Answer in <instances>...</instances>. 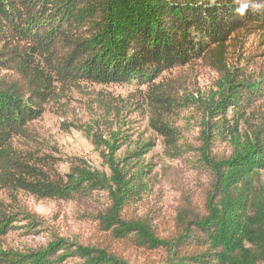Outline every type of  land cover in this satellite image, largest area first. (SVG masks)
<instances>
[{
    "label": "trees",
    "instance_id": "16d2710c",
    "mask_svg": "<svg viewBox=\"0 0 264 264\" xmlns=\"http://www.w3.org/2000/svg\"><path fill=\"white\" fill-rule=\"evenodd\" d=\"M254 2V0H250ZM240 0H0V192L78 202L103 231L146 251L164 250L167 264H264V77L252 81L228 69L233 43L264 36V10L241 16ZM201 66L222 76L219 95L200 114L198 169L208 179L201 204L181 205L177 235L162 239L144 219L124 211L147 192L154 145L120 155V137L94 140L106 170L83 159L67 174L32 149V125L78 84L146 87L150 127L171 154L179 133L167 116L197 100L175 70ZM258 107V108H257ZM218 144L231 154L219 158ZM181 154V152H180ZM175 156V155H174ZM45 160V161H42ZM0 204V264H130L106 249L55 236L28 252L3 244L17 216Z\"/></svg>",
    "mask_w": 264,
    "mask_h": 264
},
{
    "label": "rangeland",
    "instance_id": "374dc122",
    "mask_svg": "<svg viewBox=\"0 0 264 264\" xmlns=\"http://www.w3.org/2000/svg\"><path fill=\"white\" fill-rule=\"evenodd\" d=\"M228 69L252 81L264 77V36L251 37L246 42L233 43L228 56ZM165 78H182L186 91L181 96L194 97L191 108L175 110L167 116L177 130L174 155L167 149L166 139L159 136L149 124L146 87L136 89L129 85L78 84L67 88L63 98L50 106L42 119L32 125L35 143L32 149L38 156L52 163L55 170L67 174L70 162L83 159L98 170H106L93 143L101 139L112 142L120 137V155H127L143 144L151 142L154 148L143 159L152 166L145 180L148 190L133 206L124 211L127 219L148 220L162 239H173L177 234L178 211L186 202L201 204L202 192L208 179L198 169L195 148L199 147L200 112L202 103L220 93L222 76L213 70L195 66L166 73ZM190 96V97H189ZM264 117V103L258 105ZM257 107V108H258ZM214 154L228 158L231 147L218 144ZM45 161V160H42ZM264 175V172H263ZM10 215H34L43 226L31 228L29 221H13L14 230L6 237L4 248L28 252L46 245L59 236L85 247L106 249L124 258L130 264H167L169 256L164 250L146 251L126 240H119L103 231L93 219L96 215L88 206L78 202L40 200L27 192H0V204ZM1 243V242H0ZM2 244V243H1Z\"/></svg>",
    "mask_w": 264,
    "mask_h": 264
},
{
    "label": "clouds",
    "instance_id": "9594fccd",
    "mask_svg": "<svg viewBox=\"0 0 264 264\" xmlns=\"http://www.w3.org/2000/svg\"><path fill=\"white\" fill-rule=\"evenodd\" d=\"M250 8L253 12L264 10V0H254V2H250V0H240L239 7H237L236 11L239 15L243 16Z\"/></svg>",
    "mask_w": 264,
    "mask_h": 264
}]
</instances>
